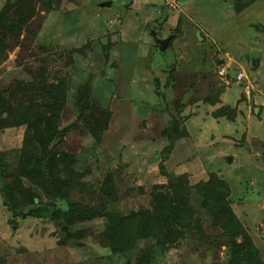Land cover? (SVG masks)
Wrapping results in <instances>:
<instances>
[{
  "label": "rangeland",
  "instance_id": "374dc122",
  "mask_svg": "<svg viewBox=\"0 0 264 264\" xmlns=\"http://www.w3.org/2000/svg\"><path fill=\"white\" fill-rule=\"evenodd\" d=\"M28 3L0 0V21H20L0 33V97L10 109L0 117L7 121L27 95L63 81L58 124L68 129L55 146L60 180L51 196L43 172L36 180L20 171L24 127L0 128V264H264V0ZM189 86L187 102L177 105ZM217 86L223 92L214 102ZM83 91L82 113L97 109L87 133L76 115ZM226 105L232 120L218 114ZM175 121L185 134L170 141L165 131ZM108 174L112 199L101 192ZM212 174L228 190L223 220L196 188ZM173 182L188 187L193 216L163 246L148 236L113 253L102 216L20 215L32 196L64 212L151 211L153 194L168 193ZM228 221L233 229L223 226Z\"/></svg>",
  "mask_w": 264,
  "mask_h": 264
},
{
  "label": "trees",
  "instance_id": "16d2710c",
  "mask_svg": "<svg viewBox=\"0 0 264 264\" xmlns=\"http://www.w3.org/2000/svg\"><path fill=\"white\" fill-rule=\"evenodd\" d=\"M25 1H29L27 5L30 6L33 0ZM44 8L50 10V4H44ZM5 18L0 21L1 34H10L11 30L18 29L20 26L19 17L16 19ZM43 85L45 86V82ZM25 90L27 89L23 90L24 93ZM36 90H40V92H35L31 96L25 93L28 96V103H18L14 112L8 113L7 121L0 117V128L7 126L24 127L22 148L19 155L20 171L31 178H36V180L40 179L36 174L40 176L43 172L42 177L46 182L41 185L51 196H58L55 187L60 180L58 159L61 158L59 156L61 154L55 150V146L68 129V127H62L58 124L65 100V85L63 81H59L58 83H51L46 90L43 89V86ZM42 92L43 96L41 95ZM87 99H89L88 95L83 91L78 93L75 101V104L80 105L77 109L75 108L76 115L78 118H82L85 124L79 126L83 133H87L88 130L91 132L94 129L97 116V109L95 108L91 110L89 117L82 113L89 106ZM181 104L180 101L177 102V105L182 106ZM5 107V103L1 101L0 97V112H8L6 111L8 108L4 109ZM218 114L225 115L230 120L235 118L234 107L229 105L222 107ZM178 125V122L175 121L173 127L165 131L170 141H173L175 136L185 134V130L180 129ZM173 134H175L174 137ZM109 178H111L110 174L104 179L101 192L106 198L112 199L114 194L110 188ZM184 184L173 182L168 193H154L151 211L140 209L139 212L131 211L126 215H122L105 206L95 208L75 206L64 212L59 208H47L39 205L36 198L32 196L30 199L32 206L20 215L24 218H42L49 212H53L55 216L63 215L68 222L76 218L85 220L102 216L107 223L106 236L109 239V248L113 253H123L126 248L132 247L137 240L148 236L156 238L158 244L163 246L166 242L174 241L177 238L179 231L176 228L184 222L183 217L192 218L193 216V213H191L192 208L188 207V187H182ZM196 188L204 197L207 209H210L209 211L213 212L212 214L216 215L217 218L223 220L227 216L226 212L229 208L228 190L225 182L212 174L208 181L200 182L196 185ZM212 200H214V203H211ZM230 222L228 221L225 225L223 223V226L226 229H233L234 226ZM251 252L255 254L254 250ZM238 254L243 256L244 252L239 251ZM243 258L241 257V259ZM242 262L240 261V263Z\"/></svg>",
  "mask_w": 264,
  "mask_h": 264
},
{
  "label": "water",
  "instance_id": "95a60500",
  "mask_svg": "<svg viewBox=\"0 0 264 264\" xmlns=\"http://www.w3.org/2000/svg\"><path fill=\"white\" fill-rule=\"evenodd\" d=\"M197 35L199 36V32L197 31ZM200 37V36H199ZM157 42L159 43L160 49H163L164 45L167 42V39H157ZM222 92V88L220 86H217L216 90L212 93V99L214 102L219 101L220 93ZM192 93V87L189 86V90L186 92V94L183 96V98L180 100L182 104L186 103L190 94Z\"/></svg>",
  "mask_w": 264,
  "mask_h": 264
},
{
  "label": "built area",
  "instance_id": "2783aa9c",
  "mask_svg": "<svg viewBox=\"0 0 264 264\" xmlns=\"http://www.w3.org/2000/svg\"><path fill=\"white\" fill-rule=\"evenodd\" d=\"M241 75H242V74H241V73H239V74L237 75V77H238V78H240V77H241Z\"/></svg>",
  "mask_w": 264,
  "mask_h": 264
},
{
  "label": "crops",
  "instance_id": "0c3cea01",
  "mask_svg": "<svg viewBox=\"0 0 264 264\" xmlns=\"http://www.w3.org/2000/svg\"><path fill=\"white\" fill-rule=\"evenodd\" d=\"M223 92V91H222ZM220 95H221V93H220ZM219 100H220V96H219Z\"/></svg>",
  "mask_w": 264,
  "mask_h": 264
}]
</instances>
